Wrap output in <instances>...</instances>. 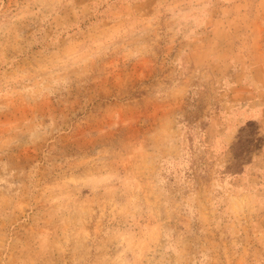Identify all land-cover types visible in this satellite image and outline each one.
Returning a JSON list of instances; mask_svg holds the SVG:
<instances>
[{
    "label": "rangeland",
    "instance_id": "rangeland-1",
    "mask_svg": "<svg viewBox=\"0 0 264 264\" xmlns=\"http://www.w3.org/2000/svg\"><path fill=\"white\" fill-rule=\"evenodd\" d=\"M0 264H264V0H0Z\"/></svg>",
    "mask_w": 264,
    "mask_h": 264
}]
</instances>
